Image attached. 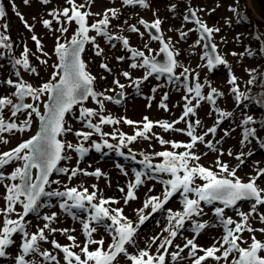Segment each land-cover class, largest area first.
<instances>
[{"label":"snow or ice","instance_id":"6c2138e0","mask_svg":"<svg viewBox=\"0 0 264 264\" xmlns=\"http://www.w3.org/2000/svg\"><path fill=\"white\" fill-rule=\"evenodd\" d=\"M39 2L47 6L52 0H39ZM95 0H83L77 3L76 0H66L63 8H52L47 15L50 18L42 19V26L49 31L55 38L54 52L58 58V62L52 65L53 72L48 82L42 83L36 87L23 79V73L39 76L36 66L30 61V55L42 65L48 64L49 53L44 51L42 37L36 34L31 36L32 41L36 44V51L41 55L32 53L26 42L23 43V52L17 57L14 55V42L8 34L9 25L3 23L0 25V58L8 56L9 63L13 69L11 77L0 80V84L6 85L13 89L10 95H0V144L6 145L9 140L5 134L24 133L32 127L33 116L38 118L40 122L39 131L30 139L19 143L16 147L0 152V185L6 189L4 195L5 206L0 208V217L2 226H0V259H6L9 264H61L57 255L52 251L43 250L41 242H49L48 234L60 233L66 236L71 243L61 245L56 239L50 241L54 249L59 250L63 254L64 264H120V260L126 258L128 264H180L186 258H191V264H206L208 260H212L215 264H264V241L257 238V232L264 234V227L254 228L252 222L258 218V222L264 225V212H260V207L264 206V188L257 183L261 177H264V168L258 166L259 162H254L255 174L249 176L247 182L242 180L237 171L246 163V157H251L254 152L249 149L234 154L231 149L227 151L229 157L235 158L238 162L235 167H230L228 163L223 162L219 157L225 155L222 147H219L223 141V137L219 140H206L211 135L216 136L220 125L225 120L233 117L232 111H226L218 106V100L225 96V93L219 91L212 86L211 81L205 79L203 83L199 80V73L193 75L192 70L185 67L178 59L180 55L179 49L173 44L172 38L165 39V33L162 30L164 20L159 18L155 10L153 12L154 19L149 22L143 18L138 20V25L143 26L151 41H157L161 45L159 53L163 54V60L157 59L156 55H146L145 51L137 47L130 46V40L127 36L114 33L112 31V20L119 19L121 12L118 8L112 7L106 9L103 13L91 12V7ZM11 7L16 16H18L24 27L29 32H34V24H29L25 20L24 15L18 11L15 0H10ZM25 6L30 5V0H23ZM122 6L135 8L139 6L143 9H150V0H121ZM219 7V5H217ZM176 4H171L168 11L176 12ZM204 8H193L189 6L182 17L184 24L194 23L196 27L184 30V24L177 33L180 41H186L191 32L198 34L197 40L190 47H202L203 55L200 57L202 61H206V66L210 71L224 66L228 70L229 79L227 83L231 86L229 91L234 96L236 106L239 108L245 101L253 99L248 92L241 90L239 83L240 78L237 77L229 63V61L220 53L218 44L215 42L214 34H218L221 30L219 27H209L199 15L204 12ZM215 8L209 11V15ZM229 11L240 15L237 7H229ZM6 16V9L3 0H0V21ZM93 16L101 17L93 23H89V18ZM243 19V16L240 15ZM35 19V17H33ZM75 23L76 28L73 30L71 39L64 37L68 33L69 27ZM54 24L56 25L54 27ZM127 31L137 33L141 39L145 36V31H141L137 24H128ZM121 32L124 29L120 30ZM169 31H172L169 28ZM95 32V35H90ZM97 37H102L111 48H115L117 43L130 54L128 59L132 62L129 64L131 69L142 68L145 70L143 77L133 79L129 71L121 72V75L131 80L137 92L140 91L142 84L150 77L159 80L161 77H167V83L177 84L179 90V82L181 77L184 78L183 87L185 95L182 96L183 111L181 116L175 121H151L148 117H144L142 122H136L123 118V122L128 125H137L138 130L132 135L125 133L113 132L107 133L102 129V125H116L121 123L120 119H116L111 115H103L105 109V101H111L116 104L122 102L112 95H106V92H115V89H105L98 92L95 90L94 84L96 76L88 70V63L83 59L85 46L92 45L94 55L102 57L100 68L111 73L112 69L106 62L104 57V49L97 41ZM257 39H260L257 37ZM239 40V37H237ZM226 38H221V43H226ZM144 49L148 53L154 50L150 48L149 43H144ZM260 53H264V45L259 49ZM258 53L253 52L251 48H246L245 52H232V56L245 55L253 57ZM125 56L116 57L117 62L125 61ZM181 69L179 73L177 70ZM249 75L246 84L252 86L258 82L264 86V75L257 74L255 69H245ZM191 77L192 83H189ZM259 77V80H258ZM101 79L106 77L101 76ZM121 90L125 88L119 79L113 80ZM166 85H157L153 87V95L146 97L149 101L148 107H151V101L155 99V93L159 87ZM208 91L205 93L204 89ZM123 97L121 91L117 94ZM46 97V101L42 98ZM91 98L97 105V109L84 106V102ZM30 99L31 102H26ZM168 93L165 92L161 97L158 107L164 111H169L167 100ZM203 102L210 105V114H216V120L213 126L208 127L202 134H198L196 129L201 126V121L190 117L197 116V110L202 106ZM264 103V100L258 101ZM43 104L44 112L40 110V104ZM79 105L78 120L83 123V127L89 131L76 130L66 120V115L72 114L74 106ZM6 110L10 113L8 118L5 117ZM20 116H24L23 120L17 122ZM93 118H97L98 122H94ZM184 122L186 128H176L175 125ZM259 125V127H257ZM160 127L165 132L175 131L186 134L190 141L187 143L169 141L152 132L154 127ZM242 128V138L240 140L241 149L247 148L255 140L259 148L264 149V138L258 135L259 131H264V120L257 121L252 115H244L240 121ZM234 131V129H233ZM73 133L78 138V142L73 144L61 137ZM118 133V135H117ZM151 133V135H149ZM230 131L224 130V136H230ZM94 135H99L102 142L93 140ZM117 140V144L110 143L107 137ZM155 138L161 145H171L172 149H181L184 151H161L154 155L162 158V162L153 165L151 157L141 153L143 159L139 161L143 165L142 170H133V178L127 183V192L124 195V204L138 199L136 190L142 186L146 180L157 179L158 174H168L169 178L161 180L163 184V192L160 195H149L144 200L141 208L136 209L138 216L137 221H133L124 214L122 207H111V205H119L120 200L115 198H104L98 196L99 189L93 184V191H89L82 184L78 187H68L64 185V190L59 188L51 189L53 184L59 185V180H52L50 177L53 172L68 177L71 181L80 175L95 177L97 179L105 177L101 169L94 171L81 169L79 163L83 161L85 156L91 149L96 152H102L105 148L116 151L117 155L124 157L125 152L122 150L128 144L135 142L138 138L149 140ZM90 141L88 146H85ZM198 144H203L210 152L218 153L215 161V167L219 171L205 167L199 163L203 156H207L209 152L197 154L193 149ZM75 152L78 156L77 165L75 167L60 166V162L71 161L73 157L68 155V151ZM135 160V156L132 157ZM16 162H21L20 166L14 168L10 174H5V169ZM117 168L123 172L125 176L128 172L117 164ZM37 170V174L33 175V170ZM203 181L197 184V180ZM8 181V183H6ZM51 189V190H48ZM121 193L125 192L123 187L118 189ZM153 189H149V192ZM179 194L182 198V211L173 212L167 210V225L163 228L162 233L150 238L146 241V247L139 248V230L146 221L152 216L165 209V205ZM194 197V198H193ZM53 198H58L59 208L69 215L73 220H79L82 225V232L85 236L83 247L77 243V237L70 233L75 232V228H57L53 224L58 221V213L51 212L41 214L42 209L52 208ZM241 202H247L250 211L245 212L240 207ZM202 204L213 206L212 212L215 216V223L202 221L197 218L202 217L205 212ZM220 206H216V205ZM22 207V212L17 211V206ZM151 211H147L148 209ZM226 210H233L239 219H234L226 214ZM80 213L85 214V218H80ZM15 214L16 218H12ZM35 215L38 220H43V226L37 227L36 231H30L31 221L26 220L30 215ZM190 222V224L188 223ZM222 228L223 235L219 238H213V244L204 248L197 243V238L210 228ZM103 229L105 233L111 236V243L105 248V240L103 237L95 239L94 234L99 229ZM183 231H191V238L183 237ZM250 234V240L244 239L243 234ZM167 233V235H163ZM19 235V242L15 237ZM163 237V238H162ZM181 237L185 239L183 246L175 244L174 251L169 252L173 248L174 241ZM157 241L159 243L157 244ZM156 245V253L152 254L150 249ZM90 246H97L91 248ZM16 247L18 249L15 255L10 253V249ZM129 247L138 249L135 253L129 252ZM79 248V252L73 249ZM185 249L188 252L185 255ZM202 253V254H200ZM231 258V259H230Z\"/></svg>","mask_w":264,"mask_h":264},{"label":"rangeland","instance_id":"374dc122","mask_svg":"<svg viewBox=\"0 0 264 264\" xmlns=\"http://www.w3.org/2000/svg\"><path fill=\"white\" fill-rule=\"evenodd\" d=\"M5 9H6V16L3 21H0V25L3 23H8L9 30L8 34H10L12 40L16 42V46L14 48V55L19 56L23 52V43L26 42L28 48L31 50L32 53H36V55H41L36 51V44L32 41L31 36L36 34L38 37H42V44L44 45V51L49 53L48 57H43L41 55V59H48L47 65H42L39 63L38 60L35 59L34 56L30 55L31 63L37 67L39 76L31 75L28 73H23V79L28 81L29 83L33 84V86H40L44 82H48L51 79V74L53 72L52 65L58 62V58L55 55L54 47H55V38L52 36L47 29L42 26V19L50 18L47 13L52 8H63L66 5V0H52L47 6L42 5L39 0H30V5L25 6L23 0H15L17 5V9L24 15L25 20L29 24H34V32H29L24 27V24L21 22L20 18L15 15L10 0H3ZM76 2L82 3L83 0H76ZM151 7L150 9H143L139 6L135 8L129 6H122L121 0H95L94 4L91 7V12L93 13H103L108 8H118L121 12L119 19L112 20V31L114 33H119L125 35L130 40V46L137 47L140 50L145 51L146 55H158L159 49L161 45L157 41H151L146 30L143 26L138 25V20L143 18L149 22H151L154 17V10L156 14L164 20L162 24V30L165 33V39L168 37L172 38L173 44L177 49L180 51V55L178 57L179 61L185 66L192 70L193 75L195 73H199V80L201 83L204 82L205 79L211 81L212 86L216 87L219 91L225 93V96L218 100V106L226 111H232L234 113L233 117L224 121L220 128L217 131L216 136L213 138L211 135L206 137V140H219L223 137V141L219 147H222L225 155L219 157L223 162L229 164L230 167H235L237 165V161L235 160L234 156L229 157L226 153L229 149L233 151L234 154L238 153L239 151L243 150L245 152L251 151L254 152V155L251 157H246V163L241 166V168L237 171V175L247 182L249 176L255 174V166L254 162L258 161V166L260 168H264V152L260 150L257 142L253 140L252 144L249 145L247 148L241 149L240 140L242 138V128L240 126V121L244 115H252L257 121L259 117V113L255 110H252L248 104L243 103L238 108L236 106V102L234 100V96L230 93V85L227 83L229 79V74L227 68L224 66H219L214 70H209L206 66V61H202L200 57L203 55L204 49L202 47H190L198 38V34L196 32H191L189 37L186 41H180L179 36L177 33V29H180L182 24H184L182 17L187 11L189 6L193 8H204V12H199L198 15L207 22L209 27H219L220 32L218 34H214L215 42L218 44L219 51L224 57L229 61L234 74L240 78L239 83L241 85V90L250 92L255 91L254 87L260 85L258 82L255 85L248 86L246 84L247 80L249 79V75L246 73L245 69H255L257 74L262 73L261 63L259 60V49L261 47V41L264 45V37L261 38L259 36L260 22L258 19L264 24V22L259 17V13L254 8L253 0H150ZM171 4H176V12L173 14L168 11V8ZM219 5V7H217ZM237 7L239 9L240 15L243 16V19L250 25L245 23H241L240 15L237 13L229 11V7ZM215 8V11H212L209 15V11ZM35 17V19H33ZM101 17L93 16L89 18V23L95 22V20ZM127 20L128 24H137L140 27L141 31H145V36L143 39L137 33H130L127 31V25L124 24V21ZM56 25L54 24V27ZM196 27L194 23H186L184 24V30L191 29ZM76 28L75 23H73L69 27L68 33L64 34V37L67 39H71L73 35V30ZM169 28L172 31H169ZM124 29L123 32L120 30ZM249 30V31H248ZM90 35H95V32H91ZM226 38V43H221V38ZM239 37V40H237ZM259 37L260 39H257ZM256 42H253V40ZM97 41L100 46L104 49V57H106V62L108 63L109 67L112 69L111 73L104 71L100 68V64L102 62V57H98L94 55L92 45L88 44L85 46V52L83 53V59L88 63V70L96 76V82L94 84L95 90L98 92L104 91L105 89H115V92H106V95L115 96L116 94L123 91L124 97L129 95V99L127 102L123 104V106H117L114 102L105 101V109L102 113L103 115H111L116 119H120L121 123L116 125H102V129L104 132L113 133V132H122L127 135H132L135 131L138 130L137 125H128L123 122V118H127L132 121L141 122L140 127L142 128V122L144 121V117H148L151 121H175L178 119L183 111V104L185 103L182 100V96L185 95V90L183 87L184 78L181 77L179 82V90H177V84H168L167 77H161L159 80L155 79L154 77H150L147 81H145L139 92H137L132 85L131 80L123 77L121 72L129 71L133 79L143 77L145 70L142 68L138 69H131L129 64L132 62L128 59L129 53L122 47L120 43H117L116 47L113 49L102 37H97ZM148 42L151 49L154 51L152 53H148L146 49H144V43ZM246 48H251L253 52L258 53L253 57L244 56L241 58L240 56H232L231 53L237 52L242 53L245 52ZM118 56H125L126 59L123 62H117L116 57ZM261 68V69H260ZM259 69L261 71H259ZM182 71L181 69L177 70V73ZM101 76L106 77V79H101ZM16 79L13 75V69L11 64L9 63L8 56L5 55L3 58H0V80H5L7 78ZM119 79L121 84L125 85V88L121 90L117 85L113 83V80ZM259 80V77H258ZM189 83H192L191 77H189ZM157 85H166L164 87H159L156 91L155 99L151 101V107L149 108L147 105L149 101L146 97L152 96L153 87ZM11 89L10 87L0 84V95H10ZM205 93L208 91L207 87L204 89ZM167 92L169 99L167 100V105L169 111H164L162 108L158 107L161 97L163 94ZM46 101V97L42 98ZM26 102H31L30 99H27ZM85 107L97 109L99 111V105H97L91 98L88 99L86 103H84ZM79 108L80 106H76L73 109V113L69 114L66 120L72 125L74 131L76 130H84L89 131L83 127V123L78 120L79 117ZM41 112H44L43 104H40ZM10 113L6 110L5 117L8 118ZM25 117L20 116L17 119L19 123L20 120H23ZM216 114H210V105L207 102H203L202 106L197 110L196 117H190L193 121L195 119H199L201 121V126L196 129L198 134H202L208 127L213 126L216 120ZM94 122H98L97 118H93ZM39 120L35 116H33V123L32 127L29 131L24 133H15V134H5L6 138L9 140V143L6 145L0 144V152L8 151L14 147H16L19 143L30 139L33 135H35L39 130ZM176 128H186V124L181 122L175 125ZM259 127V125H257ZM234 129V131H233ZM224 130L230 131V136H224ZM152 132L156 133L160 137L164 138L165 140L169 141H177V142H184L187 143L190 141V138L184 134L175 131H168L165 132L160 127H154ZM117 133V135H118ZM151 135V133H149ZM259 136H263L262 131L258 132ZM62 139L69 141L73 144L78 142V138L74 136L73 133H68L67 135L61 137ZM93 140L97 142H102V139L99 135H94L92 137ZM110 143L117 144L118 139L114 140L111 136L107 137ZM90 141L85 146H88ZM106 152H105V151ZM102 152H96L95 149H91L90 152L85 156L83 161L79 163V167L81 169H86L87 171L91 172L95 169L99 168L104 173H106L105 177H101L99 179L90 176L80 175L76 178H73L71 181L68 180V177L65 175H57L54 176L52 180H59L61 183L59 185L53 184L51 189L59 188V190H64V185H68V187L73 186H80L81 184L84 187H87L89 191H93L92 185H97L99 192L98 196H102L104 198H115L121 201L119 205H111V207H122L124 209V214L128 216L133 221L138 220V216L136 214V209L142 207L143 202L149 195H160L163 192V184L160 182L161 180H166L169 178L168 174H159L157 177H161V180H146L145 183L140 186L136 190V195L138 199L130 201L128 204H124V195L127 192V183L130 179L133 178V170H142L141 164L139 163L140 159L135 157V160L132 159V156L128 155H135L145 153L150 156L155 157V153L169 150V151H177L181 152L184 151L183 148L181 149H172L171 145H161L154 137L149 140H144L138 138L135 142L128 144L127 147L123 148L122 150L125 152V156L121 157L117 155L116 151L104 149ZM197 154H203L204 152H209L207 156H203L200 159L199 163L205 167L212 168L214 171H219L215 167V161L217 159L218 153L210 152L203 144H198L195 149H193ZM105 153V154H104ZM68 155H71L73 159L71 161H62L60 166L66 167H75L77 165L78 156L75 152L71 150L68 151ZM159 159H155L154 162L157 163ZM21 162H16L11 166L6 167L5 174H10L15 167L20 166ZM136 163V164H135ZM117 164L122 165V167L128 172V175L125 176L123 172L119 168H117ZM138 164V165H137ZM33 175H36V171H33ZM8 183V181H6ZM197 184H202L203 181L197 180ZM260 187L264 188V177H261L260 180L257 181ZM123 187L125 189L124 193H121L118 189ZM48 189V190H51ZM149 189H153V191L149 192ZM6 194V189L3 185H0V208L5 206L4 195ZM194 198V197H193ZM182 198L179 194L174 196L167 205H165V209L161 210L160 212L155 213L151 219L145 222L143 226H141L139 230V239L138 244L139 248L143 249L146 247V241H149L150 238L162 233L163 228L167 225V210L171 209L173 212L175 211H182ZM54 207L42 209L41 214L44 213H51L56 212L58 213V221L53 224L54 227L57 228H68L72 229L75 228V232L70 234L75 235L77 237V243L83 247L85 242V236L82 232V225L79 220H73L69 215L64 213L59 208V200L57 199L56 202H52ZM220 206V205H216ZM204 208L205 214L202 217L197 219L202 221H208L210 223H215V216L212 212V207L209 205L202 204ZM240 207L243 211L248 212L250 211L249 203L241 202ZM22 207L17 206V211L22 212ZM147 211H151L149 208ZM260 212H264V206L260 207ZM226 214L228 216H232L234 219H239L233 210H226ZM12 218H16L15 214H13ZM80 218L84 219L85 214L80 213ZM2 219L0 217V226H2ZM26 220H30L32 223L30 225V231H36L37 227H42L44 221L38 220V218L30 214ZM190 224V222H188ZM252 226L254 228L264 227V225L258 222V218L252 222ZM183 237L191 238L193 233L191 231H183ZM257 238L261 241H264V234L259 232L255 233ZM163 235H167V233H163ZM223 235L222 228H210L204 231L198 238L197 243L198 245L207 248L213 244V238H219ZM49 242H41V248L43 250L52 251L53 254L57 255L58 259L61 261V264H64L63 261V254L59 252V250L54 249L50 243L52 239H56L62 246L68 245L71 242L67 240L66 236L61 235L60 233L48 234ZM101 237L105 240V248H107L108 244L111 243V236L104 232L101 228L98 230L97 233L94 234L95 239H100ZM244 239L250 240V234L245 232L243 234ZM163 238V237H162ZM15 239L19 242L20 237L17 235ZM159 241H157V244ZM180 244L183 246L185 243V239L178 237L174 241L173 248L169 249V252L176 250L175 244ZM97 246H90L91 248H95ZM74 251L79 252V248L73 249ZM12 255H15L18 251L16 247H12L10 250ZM138 249L129 247L130 253H135ZM152 254L156 253V245H153L150 249ZM188 249H185V253L182 255L186 256ZM202 254V253H200ZM231 259V258H230ZM210 260L206 262V264H215V262ZM0 264H9V261L6 259H0ZM43 264V262H42ZM120 264H128L126 258L120 260ZM168 264H171L170 259L168 260ZM180 264H191V258H186L180 262ZM223 264V262H221Z\"/></svg>","mask_w":264,"mask_h":264},{"label":"trees","instance_id":"16d2710c","mask_svg":"<svg viewBox=\"0 0 264 264\" xmlns=\"http://www.w3.org/2000/svg\"><path fill=\"white\" fill-rule=\"evenodd\" d=\"M241 21V23H245V24H248L247 22H246V20H244V19H242V20H240ZM258 21L260 22V28L258 29V30H260L259 31V36L261 37V38H263L264 37V24L258 19ZM249 25V24H248ZM249 30H250V25H249ZM248 30V31H249ZM253 40V39H252ZM16 41V43H17V40H15ZM253 42H256L255 40H253ZM263 44H262V41H261V46H262ZM259 60H260V63L263 61L264 62V53H260L259 54ZM3 58V57H2ZM261 65V68H262V73H261V75H264V63H261L260 64ZM260 68V69H261ZM259 69V71H261ZM260 74V73H259ZM253 89H255V91H250V92H248V94L253 98V99H251V100H249V101H245L244 103L245 104H248L249 105V107L252 109V110H255V111H257L259 114V117L257 118V119H260V120H264V103H259L258 101H261V100H264V86H261V84L260 85H258V86H256V87H254ZM262 133H263V136H262V138H264V131H262ZM263 152H264V149H261ZM105 151V150H104ZM106 152V151H105ZM105 154V153H104ZM145 154V153H144ZM145 155H148V154H145ZM150 156V155H149ZM137 159H140V160H142L143 159V156L141 155V154H136V156H135ZM152 159H151V162H152V164L153 165H155V164H158V163H161L162 162V158L161 157H157V156H155V157H153V156H150ZM155 159H159V161H157V163L156 162H154L155 161ZM141 167H142V169H143V165H141ZM57 175H62V174H58V173H56L55 174V176H57ZM157 176H159V174L157 175ZM163 176H164V174H163ZM161 179H163V178H161V177H157V179L156 180H161ZM57 199L58 198H53L52 200H51V203L52 202H56L57 201Z\"/></svg>","mask_w":264,"mask_h":264},{"label":"water","instance_id":"95a60500","mask_svg":"<svg viewBox=\"0 0 264 264\" xmlns=\"http://www.w3.org/2000/svg\"><path fill=\"white\" fill-rule=\"evenodd\" d=\"M254 1V3H253V5H255V7H256V9H257V11H258V13H259V17L261 18V20L264 22V0H253ZM157 59H159V60H163V54H161V53H158V55H157ZM117 99H121L122 100V102L121 103H123V97H119L118 95H116L115 96ZM88 101V100H87ZM87 101H85L84 103H86ZM120 103V104H121ZM76 106H78V105H76ZM76 106H74V108L76 107ZM66 117H67V115H66ZM39 127H40V124H39ZM39 131V130H38ZM61 163V162H60ZM35 170V169H34ZM33 170V171H34ZM37 171V170H36ZM54 173L55 172H53V174H52V176L50 177V179H52L53 178V176H54Z\"/></svg>","mask_w":264,"mask_h":264},{"label":"flooded vegetation","instance_id":"af4514ba","mask_svg":"<svg viewBox=\"0 0 264 264\" xmlns=\"http://www.w3.org/2000/svg\"><path fill=\"white\" fill-rule=\"evenodd\" d=\"M129 95H127V96H125L124 97V101H123V103L121 104V105H119V104H117V106H123V104L125 103V102H127V100L129 99Z\"/></svg>","mask_w":264,"mask_h":264},{"label":"bare ground","instance_id":"6f19581e","mask_svg":"<svg viewBox=\"0 0 264 264\" xmlns=\"http://www.w3.org/2000/svg\"><path fill=\"white\" fill-rule=\"evenodd\" d=\"M253 6H254V8H255V5H253ZM208 261H209V260H208ZM211 261H212V260H210V262H211ZM210 262H209V263H210ZM210 264H212V263H210Z\"/></svg>","mask_w":264,"mask_h":264}]
</instances>
